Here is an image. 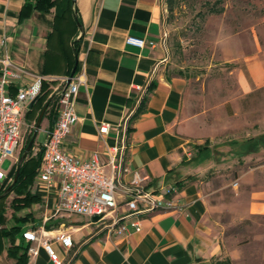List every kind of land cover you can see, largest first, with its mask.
Segmentation results:
<instances>
[{
    "label": "crops",
    "instance_id": "crops-1",
    "mask_svg": "<svg viewBox=\"0 0 264 264\" xmlns=\"http://www.w3.org/2000/svg\"><path fill=\"white\" fill-rule=\"evenodd\" d=\"M25 1L0 0V75L1 59L8 52L15 67L52 78V92L56 94L62 87L61 78L66 77L67 66L58 55L55 39L49 43L53 14L34 12L21 19ZM166 10V0L74 2L75 16L82 27L81 30L78 26L75 33L79 40L76 59L79 71L85 72L86 82L80 87L78 121L65 149L81 159L98 153L106 161L108 148L120 146L124 139L125 164L131 171L149 176L156 189L175 187L178 191L172 208L146 216L141 231L130 229L125 236L112 237L107 231L95 233V226L89 223L66 227L59 221L61 218L52 216V222L59 221L60 225L56 229L41 228L47 233L46 239L53 242L59 231L65 229L74 242L69 253L54 244L62 264H215L227 260L230 264H264V162L253 167H247V162L241 164L235 184L236 199L226 205L236 223L246 221L251 230H256L248 241L239 237L235 242L217 231L201 185L191 179L216 158L209 140L215 130L203 112L183 114L188 81L169 72ZM129 38L145 40L146 45L130 44ZM245 65L249 79L241 75V90L251 93L263 89L264 50L246 58ZM31 81L30 76L23 75L14 80L11 91L16 93ZM152 82L155 85L151 87ZM147 93L150 100L146 111L135 116ZM103 124L110 126L104 136L99 132ZM129 126L131 131L127 133ZM41 127L46 142L52 130L49 117H44ZM263 136L264 133H258L247 139L237 138L236 151L230 155L243 161L259 154L264 150V145H259ZM203 139L208 141L207 149L196 150L190 156L191 143L200 145ZM218 153L222 159V152ZM181 180H186L182 189L177 186ZM40 190L48 206L54 209L58 189ZM34 248L38 254L29 256V264H54L42 246L35 244ZM7 256L5 249L0 264L16 263Z\"/></svg>",
    "mask_w": 264,
    "mask_h": 264
},
{
    "label": "rangeland",
    "instance_id": "rangeland-1",
    "mask_svg": "<svg viewBox=\"0 0 264 264\" xmlns=\"http://www.w3.org/2000/svg\"><path fill=\"white\" fill-rule=\"evenodd\" d=\"M214 4L224 12L210 14L209 8ZM166 11L169 72L188 81L183 114L191 116L203 112L205 120L215 130L209 140H212L210 146L216 158L211 166L191 179L201 185L212 208L211 221L217 231L235 242L239 237L248 241L256 230H251L246 221L236 223L226 205L236 199L235 184L241 164L247 162V167H253L264 162V150L243 161L230 155L236 151L237 138L247 139L250 135L264 133V87L245 93L240 86L241 75L249 77L245 59L264 50V0H175L174 12L169 15ZM41 111H34L31 117L26 115L19 151L14 160L6 161L3 166L9 173L8 185L13 183L23 150L37 129V137L26 157H35L44 149V132L41 126L37 128ZM205 141L203 139L200 145L191 143L188 154L193 156L198 150L196 146H205ZM218 151L222 152V159L218 158ZM20 189L31 190L42 200L14 208L12 202L19 192L1 195L0 228L10 230L12 225L22 224L24 233L41 228L56 229L60 222L66 227L90 222L88 217L72 215L53 223L51 217L55 218V210L43 199L37 176L32 185ZM27 215L30 221L21 223L20 219ZM21 241L17 235L16 243Z\"/></svg>",
    "mask_w": 264,
    "mask_h": 264
},
{
    "label": "built area",
    "instance_id": "built-area-1",
    "mask_svg": "<svg viewBox=\"0 0 264 264\" xmlns=\"http://www.w3.org/2000/svg\"><path fill=\"white\" fill-rule=\"evenodd\" d=\"M130 44L145 46V40L129 38ZM6 45V39L2 41ZM154 46V43L150 44ZM8 52L1 59L0 75V186L6 184L9 173L3 168L6 161L14 160L21 146L24 119L32 103L42 95L43 84L52 78L31 74L23 68L15 67ZM28 75L32 81L22 86L16 93L11 91L14 80ZM70 82L69 84H67ZM86 82L85 72L61 78L62 87L56 95L57 120L44 145L43 157L37 174L41 189H58L55 216L65 219L80 215L90 219L95 233L107 231L110 236H125L130 229L142 230L143 218L160 210L172 208L174 195L178 189L153 187L151 178L140 171H131L125 164V140L120 146L107 150V160L96 153L89 159L73 156L65 149V142L78 121L76 104L80 87ZM66 84V87H63ZM108 124H103L99 132L107 135ZM130 176V179H125ZM100 217L93 222L94 217ZM45 230H28L23 233L31 244L28 256L38 254L34 245H40L54 264H62L54 244H59L66 252L74 248L72 236L65 229L59 231L54 241L46 239Z\"/></svg>",
    "mask_w": 264,
    "mask_h": 264
},
{
    "label": "trees",
    "instance_id": "trees-1",
    "mask_svg": "<svg viewBox=\"0 0 264 264\" xmlns=\"http://www.w3.org/2000/svg\"><path fill=\"white\" fill-rule=\"evenodd\" d=\"M167 10L169 15L174 12L175 0H166ZM218 6L214 4L209 8L210 14H221L224 12L223 8L218 9ZM34 12H38L41 15L53 14L52 20V31L48 33L49 43L52 39H55L58 46V55L60 58L66 62L67 69L65 70L66 76L72 75V70L77 69L78 64L76 59V54L78 53V44L79 40L75 39V33L77 32V27L79 26V20L76 19L74 11V2L73 0H26L22 10H21V19L28 18ZM50 50V49H49ZM48 54V51H47ZM48 57V55H47ZM49 58V57H48ZM48 58H46V63H48ZM55 81H46L43 84L42 95L37 99L36 102L32 105L29 112L26 114L27 117H31L34 111L43 110V108L48 105L44 117H49L51 129L54 127L57 120V102L58 96L52 91V83ZM154 82L151 83V87L154 86ZM150 96L147 93L141 100L138 110H136L135 116L144 113L147 109ZM131 131L130 126L127 129V133ZM259 145H264V136L259 139ZM197 151H203L208 147V141H206L205 146H196ZM27 146H25L26 150ZM23 150V152L25 151ZM43 151L37 154L35 157L26 158L23 162L18 181L13 185V191H18L19 194L13 199L12 205L14 208L27 207L32 203L41 201V197L28 190L26 192L22 191L20 188L25 187L26 185H32L34 182L40 164L43 157ZM16 175V173H15ZM15 175L13 179L15 178ZM186 180H181L177 183V186L181 189L185 186ZM10 185L0 186V196L6 193ZM12 191V192H13ZM21 223L25 224L30 221L29 216H25L20 219ZM19 235L22 239L20 243H16V237ZM31 244L26 242L23 236V226L22 224H14L10 227V230H5L0 228V256L7 250L9 258L15 260V264H29L30 257L28 256L29 249ZM215 264H230V261L227 260L224 262L215 261Z\"/></svg>",
    "mask_w": 264,
    "mask_h": 264
},
{
    "label": "water",
    "instance_id": "water-1",
    "mask_svg": "<svg viewBox=\"0 0 264 264\" xmlns=\"http://www.w3.org/2000/svg\"><path fill=\"white\" fill-rule=\"evenodd\" d=\"M74 2H75V0H74ZM79 26H80L79 28H81V30H82V27H81L80 24H79ZM77 64H78V62H77ZM76 71H77V69L74 68V70H72V75L71 76H73L76 73ZM69 83L70 82H68L67 84H69ZM63 87H66V84ZM33 104L34 103L31 104L30 109H31V107H32ZM47 107H48V105H46L43 108V110L41 111V113L39 115V118H38V121H37V128H39L41 126L42 122H43L44 115H45V112H46ZM37 132H38V129L35 131L34 137L29 142L28 147L26 148V150H25L22 158L20 159L19 164H18V167H17V171H15L16 172V175H15L14 181L11 184V186L9 187V189L6 191L5 195H8V194H10L13 191V187H14L13 185H15V183L18 181V177H19V174H20V171H21L23 162L25 161V159L27 158L26 156H28V153L30 152V150L33 147V144H34L35 139L37 137ZM99 219H100V217L96 216V217L93 218V222H97Z\"/></svg>",
    "mask_w": 264,
    "mask_h": 264
}]
</instances>
